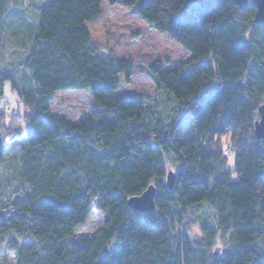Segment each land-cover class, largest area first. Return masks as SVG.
Returning a JSON list of instances; mask_svg holds the SVG:
<instances>
[{
    "label": "trees",
    "instance_id": "trees-1",
    "mask_svg": "<svg viewBox=\"0 0 264 264\" xmlns=\"http://www.w3.org/2000/svg\"><path fill=\"white\" fill-rule=\"evenodd\" d=\"M23 1L0 0V48L5 30L15 46L26 36L0 67V99L9 82L26 110L0 114V252L13 264H264V138L253 131L264 26L250 0L242 10L232 0ZM102 1L133 8L189 54L175 69L149 67L151 105L116 95L131 63L100 50L85 26ZM69 90L90 98L77 122L49 111ZM149 185L154 209H131ZM92 208L101 224L76 236Z\"/></svg>",
    "mask_w": 264,
    "mask_h": 264
},
{
    "label": "rangeland",
    "instance_id": "rangeland-1",
    "mask_svg": "<svg viewBox=\"0 0 264 264\" xmlns=\"http://www.w3.org/2000/svg\"><path fill=\"white\" fill-rule=\"evenodd\" d=\"M28 1L30 0L23 2ZM28 22L30 25L33 23L31 18ZM85 26L91 40L100 50L110 52L118 58L127 59L131 63L132 74L127 82L124 81L123 76L120 77L121 83L116 95L141 96L147 99L146 105H151L155 97L154 84L148 74L149 67L159 65L164 70L175 69L189 58V54L182 47L141 20L133 8L110 5L102 1L98 16L92 21H86ZM22 29L27 32L26 27L22 26ZM8 32L9 29L4 31L6 38H3V45L0 48V67L9 56L22 53V43L26 38L23 33L18 39L20 43L15 46L12 45ZM21 74L24 76L27 71L24 70ZM3 91V97L0 99V114L22 116L26 110L17 95L10 90L9 82L4 83ZM90 108V98L85 90L57 91L49 104L50 112L63 115L75 122L88 115ZM0 138H2L1 133ZM222 140L226 142L227 138ZM228 164L232 165L231 157L228 158ZM203 214L206 216L208 212L204 211ZM101 221V213L92 208L84 223L76 228L75 235H86L92 232L101 224ZM189 235L194 240H199L198 223L190 224ZM225 248L224 242L216 240L213 250L217 249V252L214 256L219 258ZM13 262V252H6L3 249L0 252V264H13Z\"/></svg>",
    "mask_w": 264,
    "mask_h": 264
},
{
    "label": "water",
    "instance_id": "water-1",
    "mask_svg": "<svg viewBox=\"0 0 264 264\" xmlns=\"http://www.w3.org/2000/svg\"><path fill=\"white\" fill-rule=\"evenodd\" d=\"M195 2L200 8L207 9L213 3L214 0H191ZM248 0H232V3L240 10L246 7ZM255 6L254 21L264 26V0H250ZM258 119L253 123V131L257 138H264V103L261 104L258 109ZM3 146V141L0 138V150ZM166 185L168 188H172L174 181V173L168 170L166 173ZM154 188L153 185H149L142 193L135 196H130L127 199V205L138 212L151 211L154 209Z\"/></svg>",
    "mask_w": 264,
    "mask_h": 264
}]
</instances>
